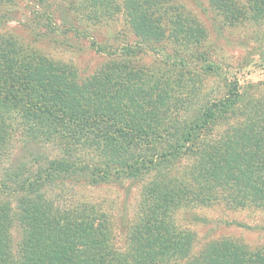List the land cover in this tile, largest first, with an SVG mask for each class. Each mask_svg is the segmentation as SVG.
Listing matches in <instances>:
<instances>
[{
  "label": "trees",
  "instance_id": "16d2710c",
  "mask_svg": "<svg viewBox=\"0 0 264 264\" xmlns=\"http://www.w3.org/2000/svg\"><path fill=\"white\" fill-rule=\"evenodd\" d=\"M76 2L86 22L106 25L121 18L137 40L107 52L92 42L109 60L80 78L71 64L0 37V158L15 138L61 150L60 157L16 181L23 194L16 208L0 203V264H264L263 247L251 249L231 238L196 249L195 233L176 219L181 211L216 202L264 211V92H249L235 81L224 96L195 103L193 85L127 62L140 46L148 51L162 41L190 48L201 43L202 28L174 0ZM207 2L228 24L239 19L234 0ZM246 5L254 23L264 19L260 0ZM184 64L179 59L175 69ZM215 69L200 67L203 75ZM180 108L185 114L172 120ZM223 125L218 138L207 139ZM154 139L158 151L129 153L135 143ZM186 158L190 162L182 165ZM139 175L149 180L122 246L99 206L69 203L61 194L67 184ZM14 220L22 230L16 246L10 237Z\"/></svg>",
  "mask_w": 264,
  "mask_h": 264
},
{
  "label": "rangeland",
  "instance_id": "374dc122",
  "mask_svg": "<svg viewBox=\"0 0 264 264\" xmlns=\"http://www.w3.org/2000/svg\"><path fill=\"white\" fill-rule=\"evenodd\" d=\"M174 1L183 5L202 28L201 43L190 48L180 42L170 44L162 41L158 43V50L148 51L140 46V53L127 62L140 69H152L158 76L187 84L190 89L193 85L196 89L190 99L195 103L206 97L224 96L228 83L230 85L235 81L249 92L258 89L263 93L264 19L258 23L251 20L247 0H234L239 19L232 24H228L208 0ZM260 1L264 7V0ZM83 18L76 0H10L9 3H0V37L16 40L55 61L71 64L80 78H84L91 76L109 60L94 46L107 52L120 48L123 43L133 45L137 38L121 18L96 26ZM92 42L94 46H91ZM179 59L185 63L182 71L175 69ZM209 64L217 70L201 74L200 67ZM183 105L187 106L185 102ZM184 111L181 108L177 114L172 111L171 119H178L185 114ZM224 125L207 134V139L218 138L225 130ZM9 147L0 158V203L14 209L23 195L15 188L16 181L25 180L45 160L60 157L61 150L56 144L36 145L22 138H15ZM160 147L155 139L141 141L132 145L129 153L154 152ZM181 162L186 165L190 158ZM148 180L144 175L117 177L108 183L91 180L85 184H67L62 187L61 194L67 196L68 199L64 200L69 203L80 201L99 206L111 220L116 245L122 246L128 223L135 217L141 189ZM59 189H52L49 195H54ZM176 219L180 226L195 233L198 240L196 249L208 240L219 238L240 241L251 249L264 248V211L257 208L232 210L216 202L208 207L181 211ZM21 236L22 230L14 220L10 229L13 245L20 242Z\"/></svg>",
  "mask_w": 264,
  "mask_h": 264
}]
</instances>
